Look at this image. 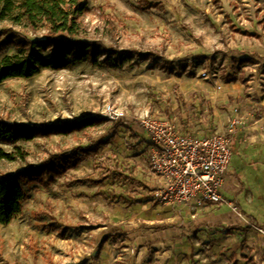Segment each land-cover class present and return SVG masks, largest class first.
Instances as JSON below:
<instances>
[{"label":"rangeland","instance_id":"374dc122","mask_svg":"<svg viewBox=\"0 0 264 264\" xmlns=\"http://www.w3.org/2000/svg\"><path fill=\"white\" fill-rule=\"evenodd\" d=\"M81 2L87 5L78 19L81 38L104 48L97 62L108 50L110 60L115 52L134 59L115 69L88 59L1 83L0 123L80 127L0 144L2 151L18 146L25 153L24 162L0 161V176L114 133L111 149L97 146L101 169L89 157L25 186L21 214L0 225V264H264V141L249 143L239 128L230 145L231 159L235 152L244 161L242 176H232L231 164L230 194L223 192L238 214L227 203L207 204L195 217L163 206L156 216L153 201L128 208L133 199L150 198L153 185L142 147L148 135L135 116L147 113L199 137L264 116V0ZM107 108L122 111L125 120L108 119ZM120 162L135 163L132 173L125 171L129 178L119 176Z\"/></svg>","mask_w":264,"mask_h":264},{"label":"trees","instance_id":"16d2710c","mask_svg":"<svg viewBox=\"0 0 264 264\" xmlns=\"http://www.w3.org/2000/svg\"><path fill=\"white\" fill-rule=\"evenodd\" d=\"M86 9L87 5L83 4L81 0H0V25H3V28L0 29V54L7 50H13L12 54L4 56L0 60V84L7 80L29 79L43 70L66 69L72 65L86 62L88 59L95 65L100 67L105 65L111 69L128 64L133 60V53L130 52H115L110 60L108 55L112 52L108 50L105 52V57L99 63L97 62V59L100 58V51L104 48L97 43L83 40L80 34L78 19ZM20 30L33 35L41 33L43 38H27L19 32ZM93 124L95 125V123H89L88 126H93ZM62 126L64 127L36 128L2 122L0 123V144L15 145L17 141H30L36 135L45 134V131L69 133L80 127L78 122ZM118 127L123 126L119 124L116 129ZM113 135L106 136L100 143L91 145L89 148L74 147L70 152L50 157L40 166H28L13 176H0V225L10 224L21 214L22 205L28 199L26 185L43 182V178L48 173L52 175L61 173L66 167L74 166L75 163L89 157L96 165L98 164L96 168L101 169L97 146L102 149H111ZM183 135H189V133L185 132ZM134 145L133 147H135ZM148 146L149 139L144 140L142 147L145 153ZM234 157L235 153L232 156L233 160H235ZM17 160L21 162L25 160V153L18 146L13 147L12 152L0 149V161L12 163ZM238 163L236 161V164ZM239 165L241 164L237 166L239 167ZM135 167V163L128 166L120 162L122 170L121 173L119 172V176L127 170L132 173ZM124 176L129 178L126 173ZM141 176L142 180L146 181V174L142 173ZM130 178H132L131 175ZM119 194L123 196L121 193ZM121 198L125 200V197ZM148 204L153 206L152 199L149 197L133 199V201H129L128 208L140 209Z\"/></svg>","mask_w":264,"mask_h":264},{"label":"built area","instance_id":"2783aa9c","mask_svg":"<svg viewBox=\"0 0 264 264\" xmlns=\"http://www.w3.org/2000/svg\"><path fill=\"white\" fill-rule=\"evenodd\" d=\"M105 112L108 119L126 118L117 109L107 108ZM133 119L149 139L146 152L153 176L150 198L154 204L188 210L202 209L207 204H229L220 190L231 163L230 137L238 121H232L226 130L199 137L183 135L172 122L152 119L147 113ZM228 206L237 212L235 206Z\"/></svg>","mask_w":264,"mask_h":264},{"label":"crops","instance_id":"0c3cea01","mask_svg":"<svg viewBox=\"0 0 264 264\" xmlns=\"http://www.w3.org/2000/svg\"><path fill=\"white\" fill-rule=\"evenodd\" d=\"M200 91L207 92V89L202 87V89ZM238 128L240 130V134L239 135H241V137L242 136L243 137H246V136L249 137L248 138L249 143H254L255 141H256V143H260V144L263 143V141H264V116H261L258 120H255L254 121V124H246V126H243V123L240 121L239 125L236 128L237 129V132L239 133ZM239 158L240 157H239V155L237 153L235 155V157H234L235 160H233V163H231L232 166H233V172H232L233 175L232 176L237 177L238 179L242 176L241 170H242L243 167L241 165H239V167H238L237 165L238 164H241L242 162H244V161H241V159H239ZM236 161H238L239 163L236 164ZM231 164H230V166H231ZM225 181H226V178H224L223 186H222V189L220 190V193H221V195H222L223 198H224L223 192L226 193V194H230L229 193L230 191L228 189V186L225 185L226 184ZM241 184L243 185V183H241ZM220 204H222L223 207L225 205L223 203H220ZM160 207L162 208V206H160V205L159 206H155L154 211H155L156 216H160L159 213H158ZM163 207H165V206H163ZM166 208H169V207H166ZM227 208H229V207L227 206ZM157 209H158V211H157ZM169 209H172V210L173 209H179L180 211L181 210H184V213H182V215L183 214H186L187 215V213H191V212H194L195 213L196 211L198 212V210H200V211L202 210L203 211V210L206 209V207L205 208H202V209L193 208L191 210H188L185 207H177V208H169ZM196 215H197V213H195L194 216L191 213V217H195ZM202 225H206V224H202Z\"/></svg>","mask_w":264,"mask_h":264}]
</instances>
